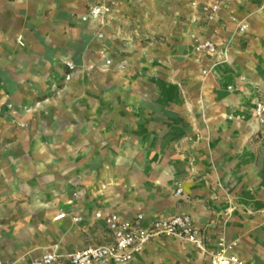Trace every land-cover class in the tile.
<instances>
[{
    "label": "crops",
    "instance_id": "0c3cea01",
    "mask_svg": "<svg viewBox=\"0 0 264 264\" xmlns=\"http://www.w3.org/2000/svg\"><path fill=\"white\" fill-rule=\"evenodd\" d=\"M95 1L0 0V264L111 243L98 211L142 213L143 226L186 213L207 229L209 251L239 237L234 251L264 264L255 111L264 99V0H199L196 23L144 45L122 32V7L112 21L81 20ZM215 1L209 22L201 5ZM231 14L248 31L236 33ZM192 34L213 39L226 61L193 52ZM106 55L133 65L95 68L93 79L71 81V95H56L65 60ZM129 264L211 263L193 244L160 235Z\"/></svg>",
    "mask_w": 264,
    "mask_h": 264
},
{
    "label": "built area",
    "instance_id": "2783aa9c",
    "mask_svg": "<svg viewBox=\"0 0 264 264\" xmlns=\"http://www.w3.org/2000/svg\"><path fill=\"white\" fill-rule=\"evenodd\" d=\"M194 4L199 5V0ZM207 21L212 22L217 18L220 2H204L201 5ZM115 11L114 0H97L81 20L103 21L105 17H112ZM229 20L235 23L238 33L248 31L250 24L245 20H239L231 14ZM101 35V33H100ZM194 49L200 54L222 55L227 59L228 53L220 48L211 38L200 37L195 40ZM71 69L75 65L68 63ZM203 74L207 70L202 71ZM69 77V76H68ZM255 111L261 124L260 134L264 140V99L255 103ZM180 188L178 192H181ZM65 214L58 215V219ZM97 218H103L108 230L113 233V241L108 244H88L69 253H61L55 249H49L25 264H55L59 261H67L69 264H129L137 255L142 253L147 244L156 236L168 235L189 242L201 251L210 255L211 264H250L234 251L235 242L229 243L222 238L215 251L207 249V229L197 226L189 214L181 213L171 217L158 218L148 226L141 225L144 219L142 213L137 214L135 219H126L118 213L103 215L101 211L96 213ZM78 220L79 217H75Z\"/></svg>",
    "mask_w": 264,
    "mask_h": 264
},
{
    "label": "rangeland",
    "instance_id": "374dc122",
    "mask_svg": "<svg viewBox=\"0 0 264 264\" xmlns=\"http://www.w3.org/2000/svg\"><path fill=\"white\" fill-rule=\"evenodd\" d=\"M194 1L195 0H114V12L120 11L122 7L124 22L121 26V30L123 33H127L131 41H134V36L137 35L139 42L144 45L148 42L146 40L152 35L155 39L157 38L158 43H161L165 41L168 31L177 30L183 26H188L190 23L197 22V18H195L191 12V9L198 6L194 4ZM110 19L111 21L114 20L115 16L110 17ZM236 33H238L237 30ZM95 35L99 39H103L105 36L102 31L96 32ZM200 37L202 36L198 34L191 35L190 48L193 52H196L194 49L195 40ZM223 61H226V59ZM68 63L75 65V68L71 69ZM64 65L66 70L59 80V87L55 93L56 95L66 97L71 95L70 85L73 80L87 81L88 79H93L91 71L95 68H99L102 71H108L111 68L125 69L129 65H133V60L131 57H123L122 60L116 61L115 55H106L102 59H96L94 63H76L74 61L65 60ZM62 90L63 92H61ZM47 107H49V105H44L41 109L48 110L49 108L47 109ZM32 111H36L34 107H32ZM180 188L181 187H178L176 189L175 195H179L182 192H178ZM228 242H235V249L239 244V237L228 240Z\"/></svg>",
    "mask_w": 264,
    "mask_h": 264
}]
</instances>
